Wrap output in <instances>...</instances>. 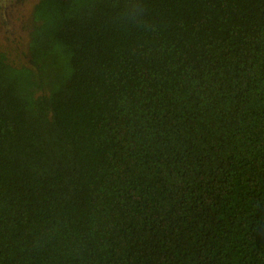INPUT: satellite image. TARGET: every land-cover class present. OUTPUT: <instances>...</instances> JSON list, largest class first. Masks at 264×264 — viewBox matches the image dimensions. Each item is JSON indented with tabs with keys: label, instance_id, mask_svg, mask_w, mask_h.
<instances>
[{
	"label": "trees",
	"instance_id": "1",
	"mask_svg": "<svg viewBox=\"0 0 264 264\" xmlns=\"http://www.w3.org/2000/svg\"><path fill=\"white\" fill-rule=\"evenodd\" d=\"M0 51V264H264V0H40Z\"/></svg>",
	"mask_w": 264,
	"mask_h": 264
},
{
	"label": "rangeland",
	"instance_id": "2",
	"mask_svg": "<svg viewBox=\"0 0 264 264\" xmlns=\"http://www.w3.org/2000/svg\"><path fill=\"white\" fill-rule=\"evenodd\" d=\"M40 0H0V51L16 64H25L28 34L34 6Z\"/></svg>",
	"mask_w": 264,
	"mask_h": 264
}]
</instances>
